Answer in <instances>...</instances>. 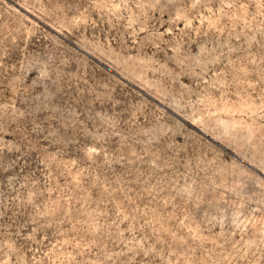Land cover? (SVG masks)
Here are the masks:
<instances>
[{
    "label": "rangeland",
    "instance_id": "1",
    "mask_svg": "<svg viewBox=\"0 0 264 264\" xmlns=\"http://www.w3.org/2000/svg\"><path fill=\"white\" fill-rule=\"evenodd\" d=\"M0 264H264V0H0Z\"/></svg>",
    "mask_w": 264,
    "mask_h": 264
}]
</instances>
